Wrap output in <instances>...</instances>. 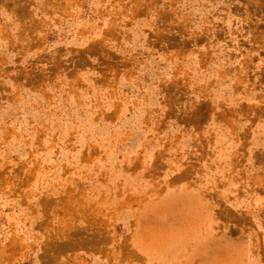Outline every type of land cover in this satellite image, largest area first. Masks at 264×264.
I'll return each mask as SVG.
<instances>
[{
  "label": "rangeland",
  "instance_id": "1",
  "mask_svg": "<svg viewBox=\"0 0 264 264\" xmlns=\"http://www.w3.org/2000/svg\"><path fill=\"white\" fill-rule=\"evenodd\" d=\"M0 264H264V0H0Z\"/></svg>",
  "mask_w": 264,
  "mask_h": 264
}]
</instances>
